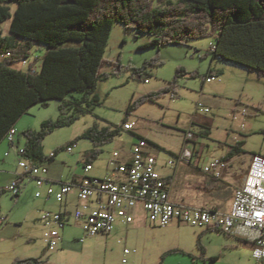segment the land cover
Listing matches in <instances>:
<instances>
[{"label": "rangeland", "instance_id": "rangeland-1", "mask_svg": "<svg viewBox=\"0 0 264 264\" xmlns=\"http://www.w3.org/2000/svg\"><path fill=\"white\" fill-rule=\"evenodd\" d=\"M11 7L14 13L16 5ZM11 22L8 19L2 23L4 35L9 34ZM151 39L149 35L127 29L124 25H114L105 53V58L114 64L104 67L102 72L110 74V77L99 81L95 92L101 104L82 114L72 126L47 136L44 153L50 156L58 149L69 147L77 139V144L72 146L73 152L67 153L64 149L58 154L54 166L70 177L75 174L83 177L86 165L84 153L94 145L80 137L94 125L120 129V136L102 147L103 153L93 162L94 168L89 174L105 178L111 154L129 147L133 142V134L124 130V124L129 122L133 132L154 144L153 153L158 159L159 174H175L177 171V183L185 187L184 202L187 205L196 206V198L201 203L203 201L202 207L225 209L232 202L242 175L248 172L251 160L264 158V77L233 62L219 58L213 60L211 55H207L211 45H214L213 38L191 40L178 46L147 48ZM44 50V46L36 45L31 59L17 63L15 67L27 72L33 63L35 69L40 70ZM156 57L162 60V65L149 68L142 77L136 74L143 63ZM115 63H120L121 67ZM210 67L222 72L211 83H204L202 77L180 78L176 86L177 94L170 92L155 102H144L128 114L133 99L163 90L174 81L179 68L204 76ZM81 96L80 93H73L67 100ZM199 103L210 108V113L199 112ZM60 104L53 100L46 108L38 105L30 108L18 126V137L23 145L25 138L21 128L29 125L27 127L39 131L44 121L57 120ZM197 115L205 117L209 121L208 126L196 124ZM202 127L209 128L211 135L208 138L195 135L192 140L195 146L186 144V133L196 134ZM239 141H245V153L227 163L221 179H225V174L231 177L220 192L206 191L203 196V183L197 182L201 177L190 174L192 166H189V161L185 160L177 167L168 165L170 160L182 154L185 147H189L194 150L192 162H197L199 151L204 150L199 165L206 169L215 159H223L231 146ZM54 163L47 162L46 167ZM9 166L17 170L19 157L10 161ZM9 184L0 186V189ZM27 184L19 197L7 192L0 197V219L4 220V224L0 225V264H13L17 258H41L46 264H160L163 260V264H260L253 258V246L247 241L187 224L160 228L144 215L137 217L130 226L118 224L115 232L107 236H86L80 225L72 223L62 232L65 247L62 244L59 249H49L44 239L46 226L40 218L44 212L56 211L59 202L36 199L35 183ZM70 207L74 210L72 203ZM126 249L136 250V253L125 256ZM215 257L217 261L212 260Z\"/></svg>", "mask_w": 264, "mask_h": 264}, {"label": "trees", "instance_id": "trees-1", "mask_svg": "<svg viewBox=\"0 0 264 264\" xmlns=\"http://www.w3.org/2000/svg\"><path fill=\"white\" fill-rule=\"evenodd\" d=\"M12 5H16L14 13ZM8 19L11 28L4 35L2 23ZM116 23L149 35L152 39L147 48L213 38L214 48L207 53L213 60L233 62L264 77V0H0V57L11 55L0 62V144L31 107L46 108L53 100L61 103L60 116L44 121L39 131L29 129L23 133L25 157L38 166L53 163L60 152L77 144L76 139L50 156L44 153L47 136L72 126L82 114L101 104L95 92L99 81L110 77L102 72L104 67L114 64L105 53ZM36 45L45 47L41 69L36 70L33 63L27 72L16 68L17 63L31 59ZM160 64L162 60L156 57L143 63L136 74L142 77ZM116 66L120 68L121 64ZM221 73L210 67L201 76L179 68L173 82L163 90L133 99L127 112L130 115L144 102H155L170 92L177 94L180 78L202 77L205 83ZM73 93L82 96L67 100ZM120 134L121 130L113 127L88 128L80 138L90 140L94 147L84 153L85 164H93L103 153L102 147ZM195 135L208 138L211 131L202 127ZM244 142L232 145L221 160L243 155ZM211 181L216 184L218 179L212 177ZM218 188L221 191L224 185ZM4 192L0 189V197ZM13 264L46 262L41 258H17Z\"/></svg>", "mask_w": 264, "mask_h": 264}, {"label": "built area", "instance_id": "built-area-1", "mask_svg": "<svg viewBox=\"0 0 264 264\" xmlns=\"http://www.w3.org/2000/svg\"><path fill=\"white\" fill-rule=\"evenodd\" d=\"M211 48H214L211 45ZM0 57V62L8 57ZM214 78L206 80L211 83ZM198 111L209 114L211 109L203 103L198 104ZM129 122L124 130L131 131ZM18 130L12 128L6 140L19 156V169L16 180L3 189L14 197L21 196L27 181L35 179L36 199L46 196L49 200L62 203L67 197L76 193L78 207L72 213L44 212L40 220L45 224L44 239L49 249H58L63 243V230L72 223L80 225L86 236L112 235L118 224L130 226L139 213L155 224L164 228L174 222L187 226L217 231L233 238L246 240L253 245V258L264 264V158H253L244 182L236 188L229 212L216 208L189 207L172 202L170 182L158 173V159L150 149L146 139H137L133 144L129 161H123L121 152L111 154L108 172L105 178L90 176L93 164H86L84 176L77 182L60 183L58 190L47 178L46 165L33 163L25 157V149L19 147L16 136ZM195 134L186 133V144L192 142ZM72 153V148H67ZM193 148L185 147L182 154L168 165L177 167L183 161L192 162ZM227 162L215 159L209 166L208 173L215 178H222ZM46 187L45 193L42 189ZM4 220L0 219V225ZM82 242V241H81ZM125 256L136 250H124ZM123 262L126 263L125 260Z\"/></svg>", "mask_w": 264, "mask_h": 264}, {"label": "crops", "instance_id": "crops-1", "mask_svg": "<svg viewBox=\"0 0 264 264\" xmlns=\"http://www.w3.org/2000/svg\"><path fill=\"white\" fill-rule=\"evenodd\" d=\"M37 70V69H36ZM24 117H22L20 119L19 122H17L15 128L18 130V135L20 134V128L18 126H20V122L21 120H23ZM196 124H201V123H204L205 125L208 126V123L209 121L207 119H205V117L201 116V115H197L196 116ZM23 127V125H21ZM29 125H26L24 126L23 128V131H27L29 129H32L31 127H27ZM126 131H129V130H126ZM129 133H132L133 136H134V139H133V142L132 144L129 146V147H123L122 149H120V151H117V152H121V157H122V160L125 162V161H129L130 159V153H131V149H132V146L133 144L136 142V140L138 139V137H144L142 136L141 134L139 133H135L133 132V128L131 131H129ZM18 135L16 136V139H17V144L19 147H22L24 148L25 145L22 144V140L20 139V137H18ZM145 139V138H144ZM148 140V139H146ZM153 145L150 146V149L153 151ZM203 151L204 150H200L199 151V157H198V161L197 162H191L189 163V166H192V169L190 171V174H194V175H197V176H200L201 178L197 180V182H200V183H203V190H205L204 192L202 191L201 194H206V191H212V190H216L218 192H220L218 189V187H221L224 185V187L226 185H228V182L230 181V177H228L227 174H225V179L222 180V181H218L216 184H214L215 182L214 181H211L212 180V176H210V174L207 172L209 167L208 168H204V167H201L199 165V162H200V159H201V156H203ZM17 153L15 151H13V149L11 148L10 144L7 142V140L5 139L1 144H0V186H3L4 184H9L11 183L12 181L16 180L17 177H18V174H22L21 170L19 169V167H17V170H12L10 169V166H9V162L12 161V160H15V158L17 159ZM242 156V155H241ZM239 156V157H241ZM19 157V156H18ZM239 157H236L235 159L239 158ZM57 158V157H56ZM234 158L231 159V160H228L226 161L227 163H230L231 161L235 160ZM252 161V160H251ZM56 162V159L55 161ZM53 162V163H54ZM109 163V162H108ZM251 163V162H250ZM41 165H46V163H43ZM55 163L53 165H51V167L48 168V175H47V178L51 181L50 183L55 187V189L58 190L59 188V184L60 183H73V182H77L82 176H78V175H73L72 177H70L67 172H63V171H60V169H58L57 166H54ZM210 166V165H209ZM250 165L247 166V168H249ZM108 165L107 167L105 168V173L107 174L108 172ZM177 169V168H176ZM93 170V169H92ZM158 170H159V163H158ZM248 171V170H247ZM159 173V172H158ZM185 173H187V171H185ZM189 174V173H188ZM161 175V174H160ZM245 175H242V181H241V184L244 182V178H245ZM163 178H165L166 180L168 179L169 182H170V188H171V198H172V202L173 203H176V204H184V205H187V203H185V199H186V195L184 193V189L185 187H183L182 184L180 183H177V171L175 172V174H166V175H161ZM167 180V181H168ZM35 179H32V180H29L27 181L28 183H35ZM209 183V184H208ZM208 184V185H207ZM240 184V185H241ZM28 185V184H27ZM36 185V183H35ZM238 185V187L240 186ZM37 188V187H36ZM45 189L46 187H44L42 189V192L45 193ZM38 191V189H37ZM37 193V192H36ZM22 195V194H21ZM198 195V194H197ZM19 197V196H18ZM196 197V196H195ZM77 198V195L76 193L70 195L69 197H67V199H65L62 203H59V207L56 211H53L54 213L56 212H65V213H72L76 210V208L78 207V200L76 199ZM40 199H42L44 202H50L51 199H47L46 196L44 195V197H41ZM54 200V199H53ZM52 201V200H51ZM233 201V200H232ZM72 203L73 207H74V210L71 209L70 207V204ZM203 203V201H202ZM200 201L196 200L195 198V201H194V204H196V206H192V205H187L189 207H202L201 204H202ZM230 206H231V203L229 206H227L225 209H221V210H218V211H221V212H229L230 210ZM202 208H206V207H202ZM211 208H216L218 209L217 207H211ZM141 215H144L142 213H139L137 215V217L141 216ZM136 217V218H137ZM173 225H183V224H180L178 222H174L171 226ZM64 231V230H63ZM206 231H211V230H206ZM103 236H107V235H103ZM232 237V236H231ZM233 238V237H232ZM236 239H239L241 241H246V240H243V239H240V238H236ZM63 244L62 247H65V241H64V238H63V243H61V245ZM251 244V243H250ZM60 245V247H61ZM253 246V245H252ZM59 247V248H60ZM58 248V249H59ZM203 249V248H202ZM203 252V250H201Z\"/></svg>", "mask_w": 264, "mask_h": 264}, {"label": "bare ground", "instance_id": "bare-ground-1", "mask_svg": "<svg viewBox=\"0 0 264 264\" xmlns=\"http://www.w3.org/2000/svg\"><path fill=\"white\" fill-rule=\"evenodd\" d=\"M1 57H5V55H2Z\"/></svg>", "mask_w": 264, "mask_h": 264}]
</instances>
